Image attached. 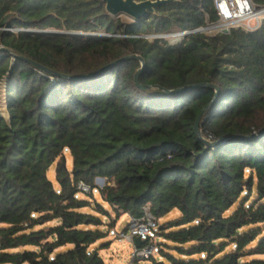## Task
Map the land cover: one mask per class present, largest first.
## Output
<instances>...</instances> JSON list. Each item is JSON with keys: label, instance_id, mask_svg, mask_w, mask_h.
Here are the masks:
<instances>
[{"label": "trees", "instance_id": "trees-1", "mask_svg": "<svg viewBox=\"0 0 264 264\" xmlns=\"http://www.w3.org/2000/svg\"><path fill=\"white\" fill-rule=\"evenodd\" d=\"M217 21L213 0L132 24L101 0H0V264H106L102 218H141L147 203L157 219L180 212L148 264H264V23L177 45L141 37ZM95 189L110 210L91 204Z\"/></svg>", "mask_w": 264, "mask_h": 264}, {"label": "built area", "instance_id": "built-area-1", "mask_svg": "<svg viewBox=\"0 0 264 264\" xmlns=\"http://www.w3.org/2000/svg\"><path fill=\"white\" fill-rule=\"evenodd\" d=\"M214 8L218 15V21L208 23L206 27L182 31L175 36L185 38L193 33L211 31L213 34L229 33L231 30H242L244 32H255L264 23V5H259L254 0H213ZM108 36V35H106ZM7 82L6 79L0 80V107H5L9 119L7 108ZM80 192L89 194L92 189L90 186L80 182L77 185ZM159 220L151 212L150 204L143 207V216L131 219L121 233L117 234L119 241H126L134 245L133 258L147 259L154 254L153 238L154 233L159 227ZM140 240L143 244L140 248L136 247L135 241Z\"/></svg>", "mask_w": 264, "mask_h": 264}, {"label": "rangeland", "instance_id": "rangeland-1", "mask_svg": "<svg viewBox=\"0 0 264 264\" xmlns=\"http://www.w3.org/2000/svg\"><path fill=\"white\" fill-rule=\"evenodd\" d=\"M113 19L114 20H120V22H122L123 24L135 23L134 20H132L131 18H129L126 15H120L118 17H114ZM9 30H11L12 32H15V33L19 32V31H23V29H18V28H13V29H9ZM26 31L33 32V33L41 32L40 30H38L36 28L25 30V32ZM180 32H182V31L174 30V31L169 32L167 34L147 33V34H142L141 37L146 38L149 41H153L155 38L164 39L170 45H177L185 39L183 37L174 35V34H178ZM45 33L79 35V34H76L75 32L56 31L53 29L46 30ZM204 33H206L208 35L213 34V32H211V31H205ZM81 35H83V34L81 33ZM90 35L106 36L107 34H105V32H97V33H91ZM2 47L3 46H0V48H2ZM0 111L5 116H7L5 107H3V106L0 107ZM48 176H49L50 180L53 181L55 186L58 187L56 179H55V174H54V166L49 170ZM95 184L99 188H103L105 186V180L102 182V181H99L96 179ZM93 198L94 199H89L91 204L94 205L96 202H100L105 208L110 210L108 205L102 201L100 195L97 193V189L94 190ZM92 208H94V207L86 208V209H84V211L85 212H93ZM111 216L112 217L110 219H107L105 217L102 218V220L105 224L104 225L105 227H102V230L108 232V236L101 243L109 242V247L103 248L100 251V254H101L102 258L104 259L105 263L106 264H148V262L144 259H139V261L135 260L133 258L134 248H135L134 245L131 243H128L126 241H119V239L117 237V234L121 233L125 229V227L128 225V223L130 222L129 216L127 214H123L117 219L115 217V214L112 211H111ZM178 216H180V212L177 209L173 210L170 214H168L167 216H165L159 220V226L161 224H163L164 222H166L168 220H172ZM0 227H1V225H0ZM158 242H163V239L157 238L155 236L153 238V245L156 247V244ZM70 248H71V246L68 245L64 248L59 249L58 251H65V250H68ZM155 253H156V250L154 251V254Z\"/></svg>", "mask_w": 264, "mask_h": 264}, {"label": "water", "instance_id": "water-1", "mask_svg": "<svg viewBox=\"0 0 264 264\" xmlns=\"http://www.w3.org/2000/svg\"><path fill=\"white\" fill-rule=\"evenodd\" d=\"M101 1L105 4V10L109 16L114 18V17H118L120 15H126L129 18H131L132 20H134V22L138 23L142 20H146L150 14H156V11L158 8L166 6L168 4L179 2L180 0H101ZM6 51H8V49H6L4 47L0 48V54L3 52H6ZM130 58H138V57L137 56H130V57L120 59L116 62H113L112 64H109V65L103 67L100 71H98V72H96L90 76H84L81 78L95 77V76L99 75L100 73L105 72L106 70H108V69L122 63L123 61L130 59ZM139 60L141 62V68L137 71V73L135 75L136 84L141 89H148L147 86H143L140 83V75L144 72L146 65H145V62L143 61L142 58L139 57ZM197 87H199V86H194L192 88H197ZM187 89L188 88H182V89L172 90V91H167V92L173 94V93H179V92L186 91ZM202 115H203V113L201 114V116ZM201 116H200V118H201ZM200 118L196 124V129L199 133H200V131H199ZM262 135H264V130L258 134V136H262ZM201 139L209 147H216L225 141L223 139V140H220L217 142H210V141H208L202 137H201ZM97 180L102 181V182L104 181V179H102V178H98ZM142 244L143 243L138 239L135 241V245L138 248H140L142 246Z\"/></svg>", "mask_w": 264, "mask_h": 264}, {"label": "crops", "instance_id": "crops-1", "mask_svg": "<svg viewBox=\"0 0 264 264\" xmlns=\"http://www.w3.org/2000/svg\"><path fill=\"white\" fill-rule=\"evenodd\" d=\"M130 218V217H129Z\"/></svg>", "mask_w": 264, "mask_h": 264}]
</instances>
